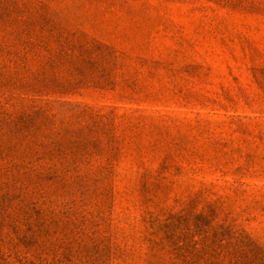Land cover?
Listing matches in <instances>:
<instances>
[{
    "label": "rangeland",
    "instance_id": "rangeland-1",
    "mask_svg": "<svg viewBox=\"0 0 264 264\" xmlns=\"http://www.w3.org/2000/svg\"><path fill=\"white\" fill-rule=\"evenodd\" d=\"M77 31L88 36L78 37ZM71 36L113 47L114 57L90 68L100 75L108 67L112 84L32 95L34 101L23 103L35 110L50 103V115L64 120L62 130L39 114L48 138L63 132L69 140L75 137L69 128L84 125L82 136L114 147L112 162L98 163L116 172L106 205L98 202L103 195L95 185L85 189L86 203L80 206L85 218H103L97 225L102 233L115 235L111 264H146L141 199L153 190L161 194L159 203L175 209L198 192L207 201L219 198L264 244V0H3L0 5V57L16 59L10 51H24L23 41L42 37L59 52ZM4 58L0 83L9 86L14 67ZM40 64L31 57L18 77L27 80ZM43 70L62 80L76 77L61 61ZM12 91L0 87V103ZM85 106L100 114L114 110L116 117L91 118L94 114L82 111ZM145 169L156 173L143 192ZM53 230V249L72 235L60 226Z\"/></svg>",
    "mask_w": 264,
    "mask_h": 264
},
{
    "label": "trees",
    "instance_id": "trees-1",
    "mask_svg": "<svg viewBox=\"0 0 264 264\" xmlns=\"http://www.w3.org/2000/svg\"><path fill=\"white\" fill-rule=\"evenodd\" d=\"M76 33L78 37L88 36L82 31ZM72 36L62 41L59 52L48 38L42 37L37 42L23 41L24 51H10L17 55L16 59L0 57V64L4 58L14 67V72H10L14 81L9 86L1 82L0 87L3 91H16L0 103V264L112 262L115 235L102 233L97 225L98 219L103 218H85L80 206L86 203L85 189L95 185L103 195L98 202L106 205L116 172L98 163H111L114 147L82 136L84 125L79 129L66 127L64 131L69 128L75 135L69 140H63L60 129L62 134L48 138L41 132L46 120L40 119L39 114L58 123L62 130L64 120L50 115V103L36 110L23 103L26 99L34 101L29 97L32 95H63L83 85L103 88L112 84L108 67L101 69L100 75L90 68L96 69L99 61L114 57L113 47L95 38L81 42ZM1 49L4 48L0 46ZM31 57L41 63L40 69L23 80L18 77L19 69L28 66ZM55 61L63 62L76 77L62 80L43 70L44 65H53ZM2 68L4 65H0V74ZM60 103L73 108L81 106L71 101ZM82 111L105 121L116 117L114 110L100 114L85 106ZM151 173L156 170L140 173L143 192L151 188ZM160 199L157 190L141 199L139 232L146 249V264H264L260 237L249 231L221 199L207 201L198 192L177 209L162 205ZM57 226L72 235L53 249L49 236Z\"/></svg>",
    "mask_w": 264,
    "mask_h": 264
}]
</instances>
